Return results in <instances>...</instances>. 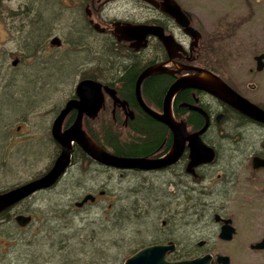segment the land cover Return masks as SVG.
<instances>
[{"label":"flooded vegetation","instance_id":"obj_1","mask_svg":"<svg viewBox=\"0 0 264 264\" xmlns=\"http://www.w3.org/2000/svg\"><path fill=\"white\" fill-rule=\"evenodd\" d=\"M54 1L57 8L54 14L57 16L65 13L67 19L63 23L59 20L56 23L41 21L46 35L40 38V55L45 54L48 49L69 50L67 45L73 46V51L82 53L87 49L89 54L94 51L91 50L94 42H97L100 49L104 50L103 62L96 65L89 58L90 55L86 59H77L69 75V79L73 78L74 82L72 90L57 104L47 132L46 126H37L36 136L25 137L23 133L24 141L36 137L47 140L48 133L55 146L51 163L28 179L44 173L59 153L60 145L52 136L51 122L65 101L76 97L75 84L83 78L95 79L102 85V102L95 115L90 117L82 113L80 123L84 133L108 153L126 158L153 159L152 165L115 166L102 163L89 157L77 141L71 140L69 162L57 180L47 187L34 190L3 210L7 211L32 194L50 188L66 175L72 179L75 172L89 178L101 174L103 182L95 192L91 185L77 183V188H82L83 191L79 199L73 200L74 206L94 203L102 196L107 197L106 206L109 209L115 200L122 198L126 217L134 216L144 220L151 211L156 213L151 224V238L138 241L129 255L148 244L168 243L172 247L165 253L167 259L189 258L208 252L211 256L208 264H219L215 260L216 254L226 253L207 246L206 240L202 238L192 243V236L182 234L179 228L180 225L189 224L191 209L194 212L210 209L214 211L212 221L216 225L213 232H216L218 239L228 241L236 233L231 217L223 212L227 209L228 202L240 194L242 203H246L247 208L261 207L264 197V165L254 166L252 158L264 157V122L202 88L183 86L174 91L168 101L170 116L184 126L181 148L177 151L172 147L174 135L170 126L144 110L140 100L151 110L162 113L165 94L177 77L211 73L248 102L264 110V21L252 23L257 27L261 26L262 31L253 33L249 30L236 35L234 31L241 25L244 27L246 22H242L246 20L243 19L248 17L227 22L226 27L230 25V31L225 32V27L221 30L222 23L214 29L207 27L204 21L195 19L181 0ZM136 25L152 26L153 31L139 37ZM187 25L194 28L193 33L185 30ZM53 36L58 38V43L50 41ZM231 36L235 40V50L251 46L255 51L252 63L245 70L235 59H223V49L229 46L223 40L226 41ZM63 44H66L64 48ZM258 54L262 56L258 60L260 67L256 68L257 60L254 55ZM45 59V56L41 57V62H45ZM18 62L17 56L12 58L10 65L13 69H16ZM151 64H158L160 69L142 77L137 92L138 74ZM153 80L155 85L148 87ZM103 85L107 87L106 90ZM246 103L236 99V104ZM76 113L77 109L74 107L65 113L60 130L73 121ZM202 126L205 127L198 133V137L202 143L212 148L213 156L209 161L192 164L190 135ZM19 128L20 126L14 127L12 138ZM247 132L254 133L248 138ZM114 133L116 137L112 138ZM224 138L230 139L231 151L236 152L230 167L225 161H219ZM213 172L216 178H212ZM114 175L120 182L118 191L111 187ZM22 182L0 187V191ZM213 183H217L220 188L213 191ZM254 192L260 194L258 202L251 198L250 193ZM86 193L92 194L93 199L87 198L76 205L74 202L79 201ZM213 194L216 195L215 199H212ZM17 213L30 214L26 209H16L12 211V218L8 221L15 223L17 229H27L32 215L24 225H18L14 220ZM214 214H218L219 218L214 219ZM224 218H229L228 223L233 226L231 237L227 239L218 236ZM141 231L142 224L138 221L134 232L139 234ZM262 236L248 243L251 252L264 250L252 246Z\"/></svg>","mask_w":264,"mask_h":264},{"label":"rangeland","instance_id":"obj_2","mask_svg":"<svg viewBox=\"0 0 264 264\" xmlns=\"http://www.w3.org/2000/svg\"><path fill=\"white\" fill-rule=\"evenodd\" d=\"M181 2L195 19L204 21L207 27L216 29L222 23L221 30L225 27V32H229L227 22L248 17L242 22L246 25H241L234 33L262 31L261 26L252 23L264 21V0ZM56 10L54 0H0V187L27 181L51 163L55 146L48 133L47 140L36 137L26 141L23 133L25 137L36 136L37 126H46L47 132L57 104L72 90L74 82L69 75L77 59H86L90 55L96 65L103 62L104 50L97 42L89 54L87 49L82 53L67 45L69 50L48 49L40 55V38L46 35L41 21L56 23L59 20L63 23L67 19L65 13L56 16ZM223 42L229 45L223 49V59H235L243 70L252 63L255 51L251 46L235 50L232 36ZM16 56L19 62L13 69L10 61ZM44 56L46 61L41 62ZM15 126L20 128L12 138ZM253 133L250 132L248 138ZM231 147L230 139L224 138L219 161H225L228 167L236 156ZM78 174L75 172L72 179L64 176L50 188L32 194L7 210L6 213L10 214L16 209H26L32 220L22 231L8 229L7 225H15L11 220L1 223L0 264H123V259L138 241L151 238V224L156 213L151 211L144 220L126 217L122 198L115 200L111 209L106 206L107 197L102 196L94 203L74 206L73 200L79 199L83 191L77 188V183L91 185L95 192L103 182L101 174L91 178ZM212 178H216L214 172ZM117 180L114 175L111 187L118 191L120 182ZM218 187L217 183L211 186L213 191ZM250 194L258 202L260 194ZM215 198L213 194L212 199ZM242 201L239 194L223 210L236 228V233L228 241L218 239L213 232L216 225L212 221L214 211L210 209L195 212L191 209L189 224L180 225L179 231L190 234L192 243L205 239L207 246L228 254L231 264H264V250L251 252L248 248L249 242L264 234V197L257 209L247 208ZM138 221L142 224V231L135 234Z\"/></svg>","mask_w":264,"mask_h":264},{"label":"water","instance_id":"obj_3","mask_svg":"<svg viewBox=\"0 0 264 264\" xmlns=\"http://www.w3.org/2000/svg\"><path fill=\"white\" fill-rule=\"evenodd\" d=\"M169 11L173 13L172 9L170 8ZM135 27L139 31V37H144V35L153 31L152 26L136 25ZM185 30L188 32L191 31L193 33L194 28L187 25ZM50 41L58 43V38L53 36ZM261 56L262 54L254 55V58L257 60L256 68L260 67V62L258 60ZM159 69L160 68L158 64H151L145 67L138 74V77L136 79V91L138 92V85L142 77L151 72L158 71ZM101 86L102 85L99 81L90 78L80 79L75 84L74 93L76 97L68 98L65 101L63 107L58 111L51 122L52 136L60 145L59 153L54 158L51 166L41 175L24 181L18 185L12 186L6 190L0 191V211L6 209L26 195L32 193L34 190L44 188L53 184L69 162V149L71 140L77 141L89 157L102 163H107L115 166L134 165L144 167L147 165H152L153 159L144 157L126 158L108 153L101 147H99L96 143H94V141L82 130L80 123L82 113H85L86 115L92 117L100 107V104L102 102ZM183 86H195L202 88L216 95L217 97L232 103L234 106L251 115L253 118L264 122L263 109H260L256 105L248 102L246 99L238 95V93L231 89L216 75L211 73H207L206 75H182L177 77L175 81L169 86L164 97V107L162 113L151 110L140 100V103L144 110L170 126L174 135L172 147L173 149H177V151H179V149L181 148L184 126L182 122H177L170 116L168 101L170 95L178 88H181ZM103 88L105 90L107 89L105 85H103ZM236 99L243 100V102L247 103L245 105L236 104ZM72 107L77 109V113L73 121L66 128L60 130L65 113ZM204 127L205 126H202L198 131H195L190 135L192 164L199 161H209L213 156L212 148L202 143L198 137V133ZM252 163L254 166L264 165V157L254 156L252 158ZM87 198L93 199V195L90 193H86L79 201H75L74 203L76 205H80ZM218 218L219 215L214 214V219ZM14 220L18 225H24L30 220V214L17 213L14 215ZM229 220V218L222 219L223 224L221 225L218 232L219 237L226 239L231 237L233 226L228 223ZM252 246L255 248H264V235L259 240L254 242ZM171 247L172 245L168 243L148 244L125 257L123 259V264H208L211 260V256L208 252L189 258L167 259L165 257V253ZM215 260L219 264H230L229 258L226 254H216Z\"/></svg>","mask_w":264,"mask_h":264},{"label":"trees","instance_id":"obj_4","mask_svg":"<svg viewBox=\"0 0 264 264\" xmlns=\"http://www.w3.org/2000/svg\"><path fill=\"white\" fill-rule=\"evenodd\" d=\"M154 81H155V80L150 81L148 87H151V86L154 84ZM154 85H155V84H154ZM146 90L148 91V89H146ZM149 92H150V91H149ZM148 118H150V117H148ZM153 121H154V120H153ZM146 122L148 123V121H146ZM111 137H112V138H115V137H116L115 133L112 134ZM105 138H108V137L105 136ZM6 212H7L6 210H2V211H0V225H1V223H7V222H9L8 220L12 218V217H11V213L8 214V213H6ZM108 220H109V219H108ZM6 227H7L8 229H10V228H13L14 230L17 229V228H16V225H13V226L7 225ZM27 227H28V226H27ZM17 230L22 231L21 229H17ZM39 244H40V243H37V245H39Z\"/></svg>","mask_w":264,"mask_h":264}]
</instances>
